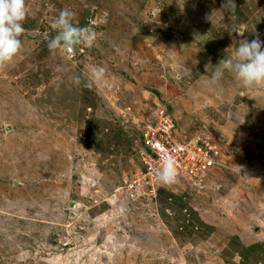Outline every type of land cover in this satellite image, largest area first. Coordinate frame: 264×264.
Returning <instances> with one entry per match:
<instances>
[{
	"label": "rangeland",
	"instance_id": "rangeland-1",
	"mask_svg": "<svg viewBox=\"0 0 264 264\" xmlns=\"http://www.w3.org/2000/svg\"><path fill=\"white\" fill-rule=\"evenodd\" d=\"M234 3L25 0L22 47L0 64V264H241L223 254L230 241L264 246V81L245 87L225 70L210 82L239 41H264V0ZM64 9L96 33L72 57L48 48ZM158 109L230 171L158 179L204 226L185 234L156 196L120 190Z\"/></svg>",
	"mask_w": 264,
	"mask_h": 264
},
{
	"label": "clouds",
	"instance_id": "clouds-1",
	"mask_svg": "<svg viewBox=\"0 0 264 264\" xmlns=\"http://www.w3.org/2000/svg\"><path fill=\"white\" fill-rule=\"evenodd\" d=\"M229 2L235 7L234 0ZM26 16L25 0H0V64L11 61L19 53L22 47L20 37L24 32L22 22ZM74 16L75 13L71 10L60 11L52 23V28L56 29L57 33L48 43L50 51L93 44L96 39L95 31L88 26L80 27L74 24ZM225 70L234 73L245 87L260 84L264 81V41L259 38L239 41L238 47H235V59L226 56L220 60L216 70L211 74L210 82L217 83L223 77ZM74 82L79 84V78ZM174 164L175 161L171 158L164 161L158 171L161 181L168 183L175 178Z\"/></svg>",
	"mask_w": 264,
	"mask_h": 264
},
{
	"label": "built area",
	"instance_id": "built-area-1",
	"mask_svg": "<svg viewBox=\"0 0 264 264\" xmlns=\"http://www.w3.org/2000/svg\"><path fill=\"white\" fill-rule=\"evenodd\" d=\"M65 52L68 56H73L72 48L65 49ZM155 117L153 122L145 126L141 135L144 146L138 152L141 166L136 167L132 178L120 188L126 192L128 199L134 201L156 195L158 171L168 158L175 161V175L192 182H200L201 177L211 168L222 167L226 158L202 138L179 137L174 120L165 110L158 109ZM96 202L97 200H93V203Z\"/></svg>",
	"mask_w": 264,
	"mask_h": 264
},
{
	"label": "trees",
	"instance_id": "trees-1",
	"mask_svg": "<svg viewBox=\"0 0 264 264\" xmlns=\"http://www.w3.org/2000/svg\"><path fill=\"white\" fill-rule=\"evenodd\" d=\"M56 34H52L51 35V38L52 37H54ZM77 46H79V45H77ZM77 46H75V47H73L74 49H76V47ZM166 111V110H165ZM167 113L168 114H170V110H168L167 109ZM177 127V126H176ZM120 134H123L122 132H120L119 131V133H116V134H113L114 135V138H113V140H111L112 139V137H111V139H110V142H109V144H115V145H117V144H119V135ZM124 135V134H123ZM126 137V136H125ZM111 141H113V142H111ZM123 141V139L121 138V142ZM108 143V142H107ZM140 143H142V136H140ZM142 149H144V146H143V143H142V146H141V150ZM138 153V152H137ZM136 160L138 161V164H139V166L138 167H140L141 166V164H140V161H139V155L138 156H136ZM225 166V165H224ZM224 166H222V167H215V168H211L210 170H209V172H207L206 173V177H205V179L207 180L208 178H209V176L212 174V173H214L215 171H216V168H222L223 170H220L219 171V173H217V175H218V177L222 174V175H224V174H230V171H228V170H225V167ZM226 172V173H225ZM211 173V174H210ZM206 182V181H205ZM203 184H204V182H203ZM162 189H160L159 188V186H157V191H156V202H158V204H159V213L161 214V216L163 217V215L165 214L168 218H170V215L171 214H173V212L172 211H167L166 209H168V207L169 206H165L166 205V203H167V205H169V202L170 203H172V204H174V202H173V198H175V197H173V196H175V195H173V194H171V193H168V192H166V191H164L166 194H167V196H165L164 197V199L166 198V200H161L160 198H159V196L158 195H160V194H162ZM164 196V195H163ZM179 200L181 201L182 199H180L179 198ZM166 201V202H165ZM164 202H165V204H164ZM182 202H184V201H182ZM180 209L181 210H183L184 209V213L185 214H188V216L187 217H189V219H186V221L184 222V225L182 226V227H180L179 229L181 230V233L182 234H185L186 232H189V231H191V230H189V229H191V227H192V225H199L200 227L201 226H203L202 225V223H201V221L200 220H198V218H197V213L195 212V211H193L185 202H184V204H181V206H180ZM167 211V212H166ZM204 227V226H203ZM184 229V230H183ZM236 246V243H232L231 241H230V243H228V249L230 250H232L234 247ZM243 247V246H242ZM251 248H252V246H251ZM227 249V250H228ZM252 251V250H251ZM254 253V252H253ZM224 255H230V254H226V252H224L223 253ZM247 254H249L250 256H251V253L249 252V253H247ZM252 256H255V254H252ZM230 257H232L231 255H230ZM241 258H243V256H241ZM244 259V258H243ZM246 260V262H248V260L247 259H249L250 261H249V264H251L252 262H254V260L253 259H255V258H245ZM242 264V263H241ZM253 264H264L263 262H257V260H256V262H254Z\"/></svg>",
	"mask_w": 264,
	"mask_h": 264
},
{
	"label": "crops",
	"instance_id": "crops-1",
	"mask_svg": "<svg viewBox=\"0 0 264 264\" xmlns=\"http://www.w3.org/2000/svg\"><path fill=\"white\" fill-rule=\"evenodd\" d=\"M158 196H159V198L161 200L162 199L163 200H166V198L164 199V197L167 196V194L163 190L162 191V194H160ZM173 197H175V198L172 199L173 202H174V204H172V203L169 202V205H167V203H166L165 206H169L168 209H166V210L167 211H172L173 213L176 212V213L180 214L179 218H180L181 222L178 223L176 226L182 227L181 226L182 222L184 224V222L186 221V219H189V217H187L188 214H185L184 213V209L183 210L180 209L181 204H184V202H182L183 200L180 201L178 197H176V196H173ZM165 202H164V204H165ZM163 218L164 219H170L165 214L163 215ZM175 219H178V218H175ZM242 246H240V242H239V244H236V246L232 250L231 249L230 250L229 249L226 250V254H230L231 256H233V255H239V257L243 256L244 259L241 258V261H240L242 264H249V261L250 260L247 259L248 262H246L245 261L246 260L245 259L246 257L247 258H252L253 257V258H255V259H253L254 262H256V260H257V262L259 261V262H263L264 263V246L262 245V243H254V244H250L248 246H246V245L243 246V247ZM251 246H252V248H251ZM249 252L251 253V256L249 254H247ZM252 254H255V256H252Z\"/></svg>",
	"mask_w": 264,
	"mask_h": 264
},
{
	"label": "water",
	"instance_id": "water-1",
	"mask_svg": "<svg viewBox=\"0 0 264 264\" xmlns=\"http://www.w3.org/2000/svg\"><path fill=\"white\" fill-rule=\"evenodd\" d=\"M5 129H6V131H8L10 128L9 127H6Z\"/></svg>",
	"mask_w": 264,
	"mask_h": 264
}]
</instances>
